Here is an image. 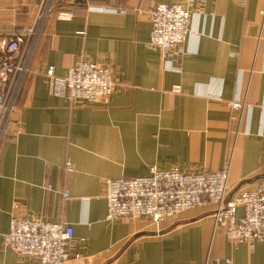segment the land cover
<instances>
[{
	"label": "crops",
	"instance_id": "0c3cea01",
	"mask_svg": "<svg viewBox=\"0 0 264 264\" xmlns=\"http://www.w3.org/2000/svg\"><path fill=\"white\" fill-rule=\"evenodd\" d=\"M42 3L0 0V29L30 28ZM158 4L187 6L197 33L168 56L149 45ZM83 57L119 79L108 103L50 93L47 68L64 75ZM227 160L231 196L264 179V0H54L0 138V264H40L4 246L13 217L71 225L67 264H264V241L233 246L213 205L158 226L107 220L106 180L218 171Z\"/></svg>",
	"mask_w": 264,
	"mask_h": 264
},
{
	"label": "built area",
	"instance_id": "2783aa9c",
	"mask_svg": "<svg viewBox=\"0 0 264 264\" xmlns=\"http://www.w3.org/2000/svg\"><path fill=\"white\" fill-rule=\"evenodd\" d=\"M53 6L54 0H43L34 24L28 29H0V138L14 114L38 39ZM100 11L126 13L111 8ZM137 13L143 15L139 10ZM148 16L152 24L149 45L161 50L164 56L179 48L189 36H197L185 5L158 4ZM72 17L69 12L58 14L61 20ZM46 76L50 93L71 103L106 104L119 86V79L109 68L86 57L64 75H58L54 66H49ZM230 105L233 110H244L246 102L234 100ZM66 167L73 171L71 164ZM230 172L231 160H227L218 171L183 172L153 167L148 176L106 180L107 220L142 219L158 226L183 212L213 205L215 226L225 229L230 243L235 247L247 243L254 248L264 241V179L254 190L231 196ZM64 198L70 199L68 192ZM240 208L244 212L242 216H239ZM3 243L20 257L38 260L40 264H67L75 233L71 225L63 222L13 217ZM80 256L75 254L76 258ZM225 264L235 263L227 258Z\"/></svg>",
	"mask_w": 264,
	"mask_h": 264
}]
</instances>
